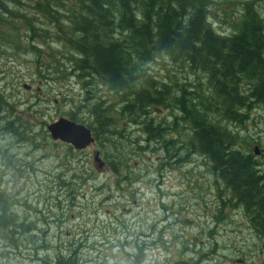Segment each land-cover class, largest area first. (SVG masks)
I'll use <instances>...</instances> for the list:
<instances>
[{"label":"rangeland","instance_id":"374dc122","mask_svg":"<svg viewBox=\"0 0 264 264\" xmlns=\"http://www.w3.org/2000/svg\"><path fill=\"white\" fill-rule=\"evenodd\" d=\"M42 1L2 0L7 11L0 9V97L7 104L0 112V205L23 225L18 234L0 227V264H55L58 256L76 264H264V236L222 183L218 191L206 158L168 159L126 120H116L124 137L84 151L52 139L48 125L73 121L71 113L90 122L86 108L113 94L99 80L78 77L77 56L60 38L80 0H50L39 10ZM204 2L220 33L233 32L226 22L241 20L249 3L264 19V0ZM149 67L160 80H197L166 56ZM152 117L166 126L175 119L163 107L152 108ZM231 128L264 175V111ZM95 150L106 163V155L124 159L120 174L97 170Z\"/></svg>","mask_w":264,"mask_h":264},{"label":"trees","instance_id":"16d2710c","mask_svg":"<svg viewBox=\"0 0 264 264\" xmlns=\"http://www.w3.org/2000/svg\"><path fill=\"white\" fill-rule=\"evenodd\" d=\"M49 1L43 0L37 9ZM77 4L60 38L77 56L72 63L78 77L99 80L113 94L112 101L96 99L84 113L90 122L82 124L92 130L95 141L116 134L124 137L125 132L117 131L116 120H126L168 159L180 157L187 163L192 154L206 158L208 169L220 181L218 185L214 178L218 191L222 183L264 236L261 164L243 151L239 133L231 128L242 125L256 108L264 111V19L256 5L246 4L241 20L226 22L233 28L226 34L213 26L204 0H80ZM0 9L7 11L2 0ZM165 56L197 80L155 77L149 64ZM89 83L85 81L87 87ZM2 106L7 104L0 97L4 113ZM159 107L173 113L170 126L152 117V108ZM70 116L77 122V115ZM180 122L184 135L177 138ZM138 146L140 151L147 149ZM106 159V167L119 175L125 160L112 155ZM17 218L1 203L0 227L18 234L23 225H17ZM55 264L76 263L58 256Z\"/></svg>","mask_w":264,"mask_h":264},{"label":"water","instance_id":"95a60500","mask_svg":"<svg viewBox=\"0 0 264 264\" xmlns=\"http://www.w3.org/2000/svg\"><path fill=\"white\" fill-rule=\"evenodd\" d=\"M48 131L55 141H62L71 145L75 150L83 151L96 144L95 137L90 128L70 119L60 118L57 122L48 125ZM258 148L255 153L258 154ZM95 167L99 171L106 169V163L102 159L100 152L94 153Z\"/></svg>","mask_w":264,"mask_h":264},{"label":"flooded vegetation","instance_id":"af4514ba","mask_svg":"<svg viewBox=\"0 0 264 264\" xmlns=\"http://www.w3.org/2000/svg\"><path fill=\"white\" fill-rule=\"evenodd\" d=\"M3 116H5V115H2V117ZM60 142H62V141H60ZM62 143H64V142H62ZM64 144H67V143H64ZM69 147H71V145H69V144H67ZM84 151V150H83ZM95 152H99V151H97V150H95L94 152H93V154L95 153ZM252 223V222H251ZM254 227V226H253ZM1 228H3V227H1ZM5 228V227H4ZM7 230H8V228H6ZM253 231L259 236V237H262V235L261 234H258V232L256 231V229L254 228L253 229Z\"/></svg>","mask_w":264,"mask_h":264},{"label":"bare ground","instance_id":"6f19581e","mask_svg":"<svg viewBox=\"0 0 264 264\" xmlns=\"http://www.w3.org/2000/svg\"><path fill=\"white\" fill-rule=\"evenodd\" d=\"M71 2V1H70ZM83 2V1H82ZM23 5V4H22ZM67 6V5H66ZM22 7V6H21ZM23 8V7H22ZM63 20V19H62ZM66 22V21H65ZM121 35V34H120ZM115 37V36H114ZM8 49V48H7ZM171 65V64H170ZM177 66V65H176ZM164 67H165V65H164ZM166 68V67H165ZM171 70V69H170ZM161 76V75H160ZM72 77V76H71ZM93 81V80H92ZM166 81V80H165ZM101 86V85H100ZM98 95V94H97ZM105 95V94H104ZM96 99V98H95ZM117 99V98H116ZM109 100V99H108ZM116 101V100H115ZM87 104V103H86ZM89 114V113H88ZM262 125V124H261ZM229 127H231V126H229ZM261 127V126H260ZM139 130V129H138ZM258 131V130H257ZM144 135V134H143ZM126 139V138H125ZM180 140V139H179ZM148 148V147H147ZM195 156V155H194ZM260 160V159H259ZM218 178V177H217ZM244 214V213H243ZM228 215V214H227ZM218 219V218H217ZM225 225V224H224ZM251 229V228H250ZM249 229V230H250ZM248 230V229H247ZM262 233V232H261ZM35 236V235H34ZM13 245V244H12ZM227 252V251H226ZM63 262V261H62Z\"/></svg>","mask_w":264,"mask_h":264}]
</instances>
